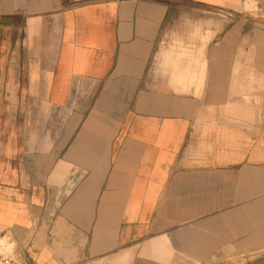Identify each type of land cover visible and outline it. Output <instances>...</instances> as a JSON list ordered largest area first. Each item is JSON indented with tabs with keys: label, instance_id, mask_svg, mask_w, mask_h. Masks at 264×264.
I'll use <instances>...</instances> for the list:
<instances>
[{
	"label": "crops",
	"instance_id": "0c3cea01",
	"mask_svg": "<svg viewBox=\"0 0 264 264\" xmlns=\"http://www.w3.org/2000/svg\"><path fill=\"white\" fill-rule=\"evenodd\" d=\"M253 1L0 0L10 261L264 264Z\"/></svg>",
	"mask_w": 264,
	"mask_h": 264
},
{
	"label": "rangeland",
	"instance_id": "374dc122",
	"mask_svg": "<svg viewBox=\"0 0 264 264\" xmlns=\"http://www.w3.org/2000/svg\"><path fill=\"white\" fill-rule=\"evenodd\" d=\"M247 3L254 4L255 2L253 0H246ZM5 242H0V264H4V260H9L12 254V251L8 248H5ZM12 259V258H11ZM14 263L19 264L17 261L13 259ZM13 263V262H12Z\"/></svg>",
	"mask_w": 264,
	"mask_h": 264
},
{
	"label": "built area",
	"instance_id": "2783aa9c",
	"mask_svg": "<svg viewBox=\"0 0 264 264\" xmlns=\"http://www.w3.org/2000/svg\"><path fill=\"white\" fill-rule=\"evenodd\" d=\"M10 260H4V264H15L14 262L12 263V261L11 262H9Z\"/></svg>",
	"mask_w": 264,
	"mask_h": 264
},
{
	"label": "bare ground",
	"instance_id": "6f19581e",
	"mask_svg": "<svg viewBox=\"0 0 264 264\" xmlns=\"http://www.w3.org/2000/svg\"><path fill=\"white\" fill-rule=\"evenodd\" d=\"M9 262H11V261H9Z\"/></svg>",
	"mask_w": 264,
	"mask_h": 264
}]
</instances>
